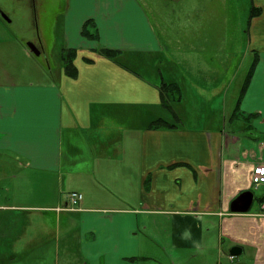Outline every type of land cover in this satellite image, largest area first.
<instances>
[{"label":"crops","instance_id":"0c3cea01","mask_svg":"<svg viewBox=\"0 0 264 264\" xmlns=\"http://www.w3.org/2000/svg\"><path fill=\"white\" fill-rule=\"evenodd\" d=\"M208 2H68L76 76L0 79V264H264L230 209L264 162V0Z\"/></svg>","mask_w":264,"mask_h":264},{"label":"rangeland","instance_id":"374dc122","mask_svg":"<svg viewBox=\"0 0 264 264\" xmlns=\"http://www.w3.org/2000/svg\"><path fill=\"white\" fill-rule=\"evenodd\" d=\"M76 0H38L31 8L25 0H0V9L6 14L9 21L0 19V79L6 83L19 84H49L59 80L63 68L62 54L69 52L65 45L62 27L66 18L68 2L73 4ZM141 1V0H140ZM157 1V0H152ZM174 1V2H172ZM184 0H162L166 5L168 16H173V9L180 6ZM215 9L219 10L222 0H215ZM221 1V2H220ZM242 1V0H241ZM177 2V3H175ZM198 9L206 7L208 0H196ZM173 6V7H172ZM172 7V8H171ZM183 8L177 11L179 16ZM164 17V16H163ZM166 21V20H165ZM167 27L173 23L166 21ZM85 37L90 38L88 35ZM29 43H35L40 54L32 53L28 49ZM264 108V106H263ZM257 120H250L255 125ZM264 139V136H262ZM0 155H4L0 152ZM253 170V169H252ZM252 177V171L251 176ZM6 179V174L0 168V203H10L14 192L13 184ZM10 189V191H8ZM255 200L248 213L259 212L261 198L264 197V188L252 189ZM217 239V234L210 237ZM230 246V245H229ZM226 255L228 249L224 247ZM234 264H251L252 258L246 255L236 256ZM19 264V263H12Z\"/></svg>","mask_w":264,"mask_h":264},{"label":"water","instance_id":"95a60500","mask_svg":"<svg viewBox=\"0 0 264 264\" xmlns=\"http://www.w3.org/2000/svg\"><path fill=\"white\" fill-rule=\"evenodd\" d=\"M1 16L9 21L8 17L5 13H3L0 9ZM28 48L32 53H35L37 55L40 54V50L37 48V46L34 43L27 44ZM254 202V193L252 191H246L240 194L237 198H235L230 205V209L233 213H248L253 205ZM242 249L238 246H235L230 250V254L232 256L239 255Z\"/></svg>","mask_w":264,"mask_h":264},{"label":"built area","instance_id":"2783aa9c","mask_svg":"<svg viewBox=\"0 0 264 264\" xmlns=\"http://www.w3.org/2000/svg\"><path fill=\"white\" fill-rule=\"evenodd\" d=\"M252 184L255 189L264 188V162L256 164L252 170ZM83 199L80 193H72L69 195V201L72 206H76Z\"/></svg>","mask_w":264,"mask_h":264},{"label":"trees","instance_id":"16d2710c","mask_svg":"<svg viewBox=\"0 0 264 264\" xmlns=\"http://www.w3.org/2000/svg\"><path fill=\"white\" fill-rule=\"evenodd\" d=\"M1 18L2 17L0 16V19ZM88 24H89V22L85 23V27L83 28V34L85 36L90 35L89 37L91 38L94 35H92L91 31L89 30V28L87 26ZM74 53H75V51H71V52H67L65 54H62V56H61V60L63 61L64 65H65V68H64L65 72L68 76L69 75L70 76H76V69L72 65V60H73L72 57H73ZM117 53H118L117 50L109 49L107 51L106 50L102 51L101 54L110 57L112 55H116ZM154 123H156V122H154Z\"/></svg>","mask_w":264,"mask_h":264},{"label":"flooded vegetation","instance_id":"af4514ba","mask_svg":"<svg viewBox=\"0 0 264 264\" xmlns=\"http://www.w3.org/2000/svg\"><path fill=\"white\" fill-rule=\"evenodd\" d=\"M26 1V3L27 4H31V8H33L34 7V5H36L37 4V2H38V0H25ZM37 46V45H36ZM38 47V46H37ZM240 194H242V193H240ZM239 194V195H240ZM237 198V197H236ZM261 207H260V214H263L264 215V197L263 198H261ZM243 214H248V213H243ZM235 246H233L232 248H234ZM238 247H240V246H238ZM231 248V249H232ZM241 248V247H240ZM242 249V248H241ZM242 251H243V249H242ZM241 251V252H242ZM241 252H240V254H241ZM239 254V255H240ZM237 256V255H236ZM236 256H234V257H231L230 258V261H231V263H233L234 262V258L236 257ZM239 264H242V263H239Z\"/></svg>","mask_w":264,"mask_h":264}]
</instances>
